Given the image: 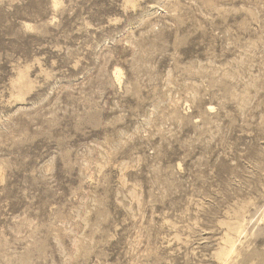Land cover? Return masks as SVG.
<instances>
[{
	"label": "rangeland",
	"instance_id": "1",
	"mask_svg": "<svg viewBox=\"0 0 264 264\" xmlns=\"http://www.w3.org/2000/svg\"><path fill=\"white\" fill-rule=\"evenodd\" d=\"M0 264H264V0H0Z\"/></svg>",
	"mask_w": 264,
	"mask_h": 264
}]
</instances>
